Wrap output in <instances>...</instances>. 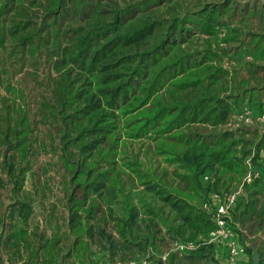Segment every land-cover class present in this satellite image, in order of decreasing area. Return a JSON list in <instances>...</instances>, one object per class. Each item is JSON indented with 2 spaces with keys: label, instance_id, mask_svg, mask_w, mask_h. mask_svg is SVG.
<instances>
[{
  "label": "rangeland",
  "instance_id": "obj_1",
  "mask_svg": "<svg viewBox=\"0 0 264 264\" xmlns=\"http://www.w3.org/2000/svg\"><path fill=\"white\" fill-rule=\"evenodd\" d=\"M44 1L0 0V231L11 225L19 236L13 240L18 242L13 249V264H104L131 259H145L149 264H260L258 250L262 249L264 257V234L248 232L246 226L234 220L235 205L227 213V220L235 240L236 229L247 230L246 236L239 239L242 250L231 260L230 242L210 236L216 228L215 202L233 192L246 197L244 184L230 190L221 187L204 196L197 189L188 197L201 214L198 223L202 231L195 238H190L192 230L175 219L167 206L161 208L163 202L157 191L164 188L175 194L179 184L173 173L176 164L166 161L165 153H157L160 137L153 132L136 138L123 136L124 152L116 167L122 168L128 158H134L142 171L152 175L155 188L135 182L119 190L115 198H105L103 206L114 212L113 217L105 216L100 222L107 231L105 237L96 234L100 215L93 217L90 206H80L78 216L71 220L74 204L82 195L81 189L74 186V170L86 155L79 151V145L90 135L78 136V129H68L58 113L52 93L53 79L58 74L53 62L57 39L53 38L51 19L41 11ZM73 2L76 7L83 4V0ZM92 2L100 8L93 17L106 31V40L117 31L151 26L139 51L147 52L157 43V47L163 46L158 66L189 57L195 60L191 65L223 69V77L213 81L210 88H217L218 96L232 105L218 128L246 132L251 153L244 159L239 182L264 178V152L254 157L259 134L264 133V0ZM112 6L127 13L125 23L113 26ZM87 21L91 20L75 16L70 10L58 33L61 46L77 31L88 35ZM24 35L26 41L22 42ZM128 68L125 65L123 71ZM88 181L84 179L85 184ZM213 194L219 196L218 200H212ZM132 207L142 212L151 207L159 213L155 217L161 228L159 236L153 244H145L144 250L137 248L130 236L127 242L121 241L114 228L116 218L124 217ZM107 233L111 237L107 238ZM246 246L251 248L249 253ZM171 253L176 254L177 261L168 259ZM24 257L26 262L20 263Z\"/></svg>",
  "mask_w": 264,
  "mask_h": 264
},
{
  "label": "trees",
  "instance_id": "obj_2",
  "mask_svg": "<svg viewBox=\"0 0 264 264\" xmlns=\"http://www.w3.org/2000/svg\"><path fill=\"white\" fill-rule=\"evenodd\" d=\"M40 6L44 17L51 19L53 38L57 39L53 62L58 74L53 79L52 93L58 113L68 129H78V136L90 135L88 141L79 145V151L86 155L74 170V186L81 189L82 195L74 204L71 220L78 216L80 206H90L93 217L100 215L96 234L105 237L107 231L100 222L105 221V216H114L111 207L103 206L105 198H115L119 190L127 185L130 188L135 182L155 188L152 175L142 171L134 158H128L122 168L116 167L124 152L123 136L136 138L153 132L160 137L155 147L157 153H165L166 161L176 164L173 173L179 184L175 194L164 188L157 191L163 202L161 208L167 206L175 219L192 230L190 238H195L202 231L198 223L201 214L194 210L188 197L198 190L204 196L221 187H236L244 173V159L251 153L246 132L218 128L232 105L218 96L217 88H210L213 81L223 77V69L211 66L210 70L204 63L191 65L195 60L189 57L158 66L163 46L157 47V43L147 52L139 51L151 26L117 31L106 40L101 23L94 22L93 14L100 8L92 0H83L81 7H76L73 0H45ZM70 10L75 16L91 20L86 22L89 34L77 31L61 46L58 33ZM110 14L113 26L125 23L127 13L120 8L112 6ZM67 65L72 67L65 69ZM125 65L129 67L127 72L123 71ZM76 67L78 71H74ZM255 147L254 157L264 152V133L259 134ZM88 154L93 158L89 159ZM8 172H12L11 166ZM84 179L89 180L87 184ZM244 186L247 196L236 200L232 217L248 232L264 234V178H255ZM158 216L155 208L142 212L132 207L124 217L116 218L114 228L121 241L127 242L130 236L136 240L135 246L144 250L159 236L161 228L155 219ZM247 230L236 229L238 242ZM17 235L16 232L14 236L18 238ZM244 249L251 251L247 246ZM258 252L262 257L260 264H264L262 249ZM168 259L177 261V256L171 253Z\"/></svg>",
  "mask_w": 264,
  "mask_h": 264
},
{
  "label": "built area",
  "instance_id": "obj_3",
  "mask_svg": "<svg viewBox=\"0 0 264 264\" xmlns=\"http://www.w3.org/2000/svg\"><path fill=\"white\" fill-rule=\"evenodd\" d=\"M264 116V115H263ZM248 176H250V174H248ZM244 183H248L246 181H241V185H243ZM241 191L242 193H244L243 191V188H241ZM239 196L236 195V192H233V193H229L227 195L224 196V199H220L218 200L217 198H219L218 195L216 194H213L212 195V200L215 201L218 200V202L216 203L215 202V215H216V220H215V230H212L210 232V236H215L218 238L219 241H227V242H230L229 243V258L231 260H233L235 258V256L238 254V252L241 249V246L239 244V242H235L237 240H235L233 238V235L231 233V231L229 232V223H228V212L229 210H231V208L235 205V202L237 200ZM182 248V245H180ZM193 245H188L187 247H192ZM146 263V260L145 259H131L129 261H126V262H121V261H118V262H114V263H109V262H106L104 264H145Z\"/></svg>",
  "mask_w": 264,
  "mask_h": 264
},
{
  "label": "crops",
  "instance_id": "obj_4",
  "mask_svg": "<svg viewBox=\"0 0 264 264\" xmlns=\"http://www.w3.org/2000/svg\"><path fill=\"white\" fill-rule=\"evenodd\" d=\"M10 226V227H9ZM9 229H2L0 232V264H13L15 261H13V253H14V234L16 231H13V227L9 225ZM243 257V256H241ZM224 261V260H223ZM20 263H25L26 258H22V260L19 261ZM151 262L146 261L145 264H149Z\"/></svg>",
  "mask_w": 264,
  "mask_h": 264
},
{
  "label": "water",
  "instance_id": "obj_5",
  "mask_svg": "<svg viewBox=\"0 0 264 264\" xmlns=\"http://www.w3.org/2000/svg\"><path fill=\"white\" fill-rule=\"evenodd\" d=\"M254 264H258L257 262H255Z\"/></svg>",
  "mask_w": 264,
  "mask_h": 264
}]
</instances>
